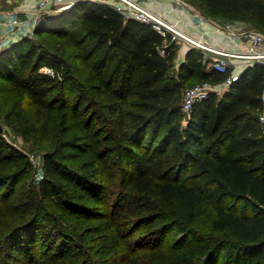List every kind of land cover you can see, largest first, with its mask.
I'll return each mask as SVG.
<instances>
[{
    "label": "trees",
    "instance_id": "16d2710c",
    "mask_svg": "<svg viewBox=\"0 0 264 264\" xmlns=\"http://www.w3.org/2000/svg\"><path fill=\"white\" fill-rule=\"evenodd\" d=\"M185 1L216 23L253 24L257 30L246 29L264 34V0ZM49 19L36 35L69 39L89 75L80 83L64 72L55 101L57 76L41 72L54 67L47 51L27 37L0 53V93L19 94L14 116L27 133L50 140L52 113L63 112L43 179L19 193L23 211L1 206L14 190L0 200L5 215L23 218L0 232V264H38L40 244L54 261L70 255L75 228L64 220L49 226L52 211L86 221L99 264H264V64L247 67L223 96L211 93L187 117L184 92L222 83L231 70H207L192 48L174 71L175 42L101 3L80 2ZM66 82L79 88L71 107ZM10 157L0 154V187L27 174L29 164ZM206 205L214 213L208 234L194 228ZM169 233L181 238L165 248Z\"/></svg>",
    "mask_w": 264,
    "mask_h": 264
},
{
    "label": "rangeland",
    "instance_id": "374dc122",
    "mask_svg": "<svg viewBox=\"0 0 264 264\" xmlns=\"http://www.w3.org/2000/svg\"><path fill=\"white\" fill-rule=\"evenodd\" d=\"M181 1L192 6L185 0ZM6 4L7 2L5 0H0V9H6ZM60 11L62 10H57L54 14H49V18L55 16L58 17L59 14L64 13H60ZM49 18H46L41 21L39 25L43 24L44 22H50L54 19L53 18L50 20ZM226 22L236 26H238L239 23L241 24V22L234 20ZM246 28L249 30L258 29L257 26H254L253 24H249L248 26L246 25ZM31 40L38 50L41 49L47 51L48 59L52 60L54 64V67L45 65L41 69V72H48L50 76H57L56 79H58L51 87V92L49 95L50 98H53L55 101H57L60 98V94H63L62 89L64 81H62V75L64 72H69L70 75L80 83L86 81V78L89 75V70H87V68L82 64L81 60H79L77 55V49L75 46H73L72 43H69V39H66V37L57 34L36 35L35 33ZM58 65H60L59 69L57 68ZM1 83L4 84V82ZM66 83L67 85L65 86V95L62 97H64L63 100L69 99V104L71 107L73 105V102H75V100L79 96V88L76 85L70 84L68 82ZM20 99L21 97L19 96V94L13 89L10 90L9 88H7V90H4L3 93H0V123L3 126V131L0 132V154L2 156L5 154L10 155V158L21 156L24 160V163L22 164L23 167L25 165V162L29 164L27 174H24L15 183L3 185L2 187H0V200L3 197V194L5 192L7 193L8 189L15 191L11 198H5V200H2L1 206H3V208H7V206L9 205L19 204L18 207L13 206L15 212H18L19 214L24 209L23 202L26 201L25 199H23L22 201V196L19 195V193L23 190V188H29L33 185L38 186L39 181L43 179L45 174L44 154L49 150H53L57 144L58 134L61 130V121L63 115V112L59 110L52 113L53 115L50 120V126L52 131L51 139L41 141L37 134L27 133L25 131V128L21 127L20 124H18L17 119L14 116V112L17 110V103ZM181 99L182 105V103L184 102V94ZM33 114L34 111L31 110L30 116H32ZM44 118L45 116L41 119L43 120ZM186 123L187 118L183 120L182 126H184ZM251 212L254 211L251 210ZM52 213H54L53 216L45 215L49 221L48 225L50 226L51 224H62V221L64 220L67 225L73 226L75 228L74 234L76 243L74 242L72 245H70V249H68V251H71L70 255H68L66 259H62L60 261H54L53 258L51 259L53 251L48 253L46 252V255H44L45 250H47V247L42 246L40 244L41 246L39 245L37 255V257L39 258L38 264H83L84 259L86 257L95 260L96 264H99L101 258L95 253L96 246L92 240V235L88 234L89 232L85 230V228L87 227L86 221L81 222L80 220L74 218H61L60 220L59 211H52ZM213 216L214 213L212 208L209 205H206L205 213L197 219L196 223L194 224V228L205 232L206 234L210 233L211 220ZM22 219L23 218L20 217L17 219L10 218L5 215L4 210H0V222H2V224H0V232L5 236L9 228ZM66 224H64V226L69 227ZM140 233L141 232L137 233L132 240L138 238ZM166 238L167 239L163 242V247L170 248L178 239L181 238V236L177 233H169ZM57 242H59V240ZM57 242L56 244H58ZM1 254L2 249L0 247V256ZM42 254L48 257L44 259Z\"/></svg>",
    "mask_w": 264,
    "mask_h": 264
},
{
    "label": "built area",
    "instance_id": "2783aa9c",
    "mask_svg": "<svg viewBox=\"0 0 264 264\" xmlns=\"http://www.w3.org/2000/svg\"><path fill=\"white\" fill-rule=\"evenodd\" d=\"M23 1L30 12L28 17L11 19L0 14V26L4 28L3 33L0 34V53L13 44L21 42L24 38H32L40 22L49 18V14H54L57 10H64L80 2L90 1L112 7L125 20L133 19L151 26L165 38L166 42H182L201 51L209 61L207 70L228 73L233 67L231 60L234 59L243 60L246 68L254 66L256 63L264 64V34L258 31H249L242 26L215 23L216 29L228 34L232 42L236 43L238 38L247 39L248 44L245 50H229L217 44H209L202 38L187 33L177 23L170 22L164 15L154 12L139 0H37L36 4H34V0ZM161 53L166 55V49L163 48ZM44 73L48 74V72ZM234 78L235 76L231 73L222 83L203 82L187 89L182 103L184 114L189 117L193 107L207 99L211 93H215L218 97L223 96L229 90ZM262 102L263 109L260 120L264 123V94Z\"/></svg>",
    "mask_w": 264,
    "mask_h": 264
},
{
    "label": "crops",
    "instance_id": "0c3cea01",
    "mask_svg": "<svg viewBox=\"0 0 264 264\" xmlns=\"http://www.w3.org/2000/svg\"><path fill=\"white\" fill-rule=\"evenodd\" d=\"M6 9H0V14H4L11 19L17 17L26 18L29 16V9L23 0H5ZM149 9L164 15L170 22L177 23L187 33L202 38L209 44H217L229 50H245L248 44L247 39L238 38L237 42H232L230 36L216 29L214 21L204 17L199 10L182 2L181 0H139ZM37 0H34V4ZM125 20V19H124ZM4 31L0 26V34ZM177 56L175 59L174 71H178L180 65L186 60V55L190 49L185 43H176ZM233 67L231 73L237 77L245 69V62L240 59L231 60Z\"/></svg>",
    "mask_w": 264,
    "mask_h": 264
},
{
    "label": "water",
    "instance_id": "95a60500",
    "mask_svg": "<svg viewBox=\"0 0 264 264\" xmlns=\"http://www.w3.org/2000/svg\"><path fill=\"white\" fill-rule=\"evenodd\" d=\"M71 7H73V6H71ZM71 7H69V8H66V9H64V10H62V11H60V13H63V12H66V11H68ZM3 131V126H2V124L0 123V132H2Z\"/></svg>",
    "mask_w": 264,
    "mask_h": 264
}]
</instances>
